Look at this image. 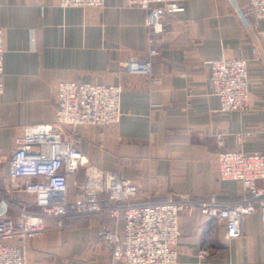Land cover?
<instances>
[{"label":"crops","instance_id":"0c3cea01","mask_svg":"<svg viewBox=\"0 0 264 264\" xmlns=\"http://www.w3.org/2000/svg\"><path fill=\"white\" fill-rule=\"evenodd\" d=\"M177 1L179 10L155 36L157 54L146 76L123 69L131 59L148 58L146 10L127 8L124 0H105L102 10L63 8L59 0H0V203L32 206L33 196L15 187L9 158L25 127L54 123L60 81L122 88L120 123L79 127L80 149L98 169L135 183L138 202L244 200L242 183L220 178L217 157L239 149L264 156V20L248 27L241 14L249 0ZM221 57L249 61L246 113L220 111L209 63ZM248 132L244 142L237 136ZM85 179V169L70 178V206L82 199ZM109 223L104 214L69 216L61 229L48 223L44 236L28 242L27 264H126L114 262L99 243ZM180 229L177 264H264L259 212L247 216L243 236L232 241L222 222L199 209L182 216ZM119 230L124 234L123 223Z\"/></svg>","mask_w":264,"mask_h":264},{"label":"built area","instance_id":"2783aa9c","mask_svg":"<svg viewBox=\"0 0 264 264\" xmlns=\"http://www.w3.org/2000/svg\"><path fill=\"white\" fill-rule=\"evenodd\" d=\"M127 8L147 11L151 48L144 61L131 59L123 69L130 74L151 75L152 58L157 54L155 36L165 29L170 13L179 10L177 0H124ZM63 8L104 9L105 0H59ZM242 18L250 29L264 20V0H249ZM4 32L0 28V98L3 82ZM210 86L220 101L221 112L245 113L250 108L247 59L221 57L209 63ZM57 112L52 124L25 127L14 141L9 158L15 187L33 196L32 206L8 204L12 215L0 216V264H27L30 240L45 235L48 223L55 229L66 227L72 215H107L111 223L99 232V243L114 262L126 264H177V244L181 218L199 209L225 226L227 241L243 236L247 216L260 213L264 230V156L243 149L218 153V173L222 180L239 181L245 198L238 203L219 202L215 195L205 202L187 196L162 202H138V186L118 171L95 167L81 151V126L106 127L122 119V88L104 83L60 81L57 85ZM251 132L238 134L243 142ZM81 169L86 179L80 183L82 199L69 203V181ZM124 234L120 233V224ZM204 253L200 258H204Z\"/></svg>","mask_w":264,"mask_h":264},{"label":"water","instance_id":"95a60500","mask_svg":"<svg viewBox=\"0 0 264 264\" xmlns=\"http://www.w3.org/2000/svg\"><path fill=\"white\" fill-rule=\"evenodd\" d=\"M7 205L4 201L0 203V216L4 215L6 212Z\"/></svg>","mask_w":264,"mask_h":264},{"label":"rangeland","instance_id":"374dc122","mask_svg":"<svg viewBox=\"0 0 264 264\" xmlns=\"http://www.w3.org/2000/svg\"><path fill=\"white\" fill-rule=\"evenodd\" d=\"M217 60H218V59H217ZM215 61H216V60H215ZM211 62H212V61H211ZM248 76H249V75H248ZM249 82H250V81H249ZM211 88H212V87H211ZM212 93H213V91H212ZM249 110H250V108H249ZM249 110H248V111H249ZM238 113H239V112H238ZM245 113H246V112H245ZM4 202H5V201H4ZM5 203H6V202H5ZM6 205H7V208H6V212H5V214H9V216H10V215H12V210H11L10 208L8 209V203H6ZM5 214H4V215H5ZM67 219H68V218H67ZM66 225H67V222H66ZM101 246H102V245H101Z\"/></svg>","mask_w":264,"mask_h":264}]
</instances>
